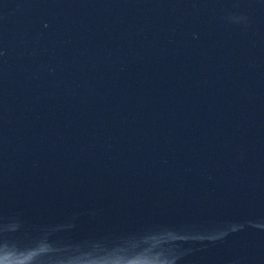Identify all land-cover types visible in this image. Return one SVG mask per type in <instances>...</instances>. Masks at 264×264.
Wrapping results in <instances>:
<instances>
[{
    "label": "water",
    "instance_id": "95a60500",
    "mask_svg": "<svg viewBox=\"0 0 264 264\" xmlns=\"http://www.w3.org/2000/svg\"><path fill=\"white\" fill-rule=\"evenodd\" d=\"M0 264H264V0H0Z\"/></svg>",
    "mask_w": 264,
    "mask_h": 264
}]
</instances>
